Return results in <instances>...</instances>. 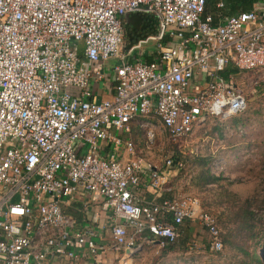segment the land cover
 Listing matches in <instances>:
<instances>
[{
	"label": "built area",
	"instance_id": "2783aa9c",
	"mask_svg": "<svg viewBox=\"0 0 264 264\" xmlns=\"http://www.w3.org/2000/svg\"><path fill=\"white\" fill-rule=\"evenodd\" d=\"M206 4L0 0V264H75L84 249L95 257L91 264H104L105 234L66 207L81 191L98 193L111 208L118 252L140 241L174 244L187 220H199L212 248L222 249L217 219L197 197L158 200L176 160L157 166L115 132H130L131 120L143 116L151 149L159 136L179 141L211 118L247 109L236 74L224 73L231 65L242 78L264 80V0L218 20ZM133 13L153 17L159 28L128 46L124 19ZM149 38L157 42L151 61L135 53ZM112 59L115 93L97 99L94 83ZM122 150L133 157L120 159ZM146 172L155 197L144 202Z\"/></svg>",
	"mask_w": 264,
	"mask_h": 264
},
{
	"label": "rangeland",
	"instance_id": "374dc122",
	"mask_svg": "<svg viewBox=\"0 0 264 264\" xmlns=\"http://www.w3.org/2000/svg\"><path fill=\"white\" fill-rule=\"evenodd\" d=\"M156 43L154 38L142 41L135 53L144 50L155 51ZM114 60L116 59L108 62L109 66L113 65ZM254 76L252 73H247L246 77L242 78V73L239 72L234 75V82L244 88L248 97L247 109L236 115L240 122L238 125L232 119L235 116L224 121L211 118L208 123L195 127V132L191 136L179 141L174 142L168 136L162 135L161 139L155 142L156 146L151 157V161L160 163V165L163 160L170 157L176 160V166L172 169L170 176V182L175 185V189L170 197L182 195L197 197L201 206L217 219L222 249L212 248L211 234L199 220L187 221L185 226L183 225V230L176 243L168 246L146 244V250L143 252L147 254L134 259L124 258V251H120L122 257L118 259V264L121 263L122 258H124L122 264H244L248 259L242 251L238 250L237 241L233 240L234 244L225 245L224 238H231L230 232L237 230V224L228 218L231 206L229 201H233V199H237L238 202L243 201L253 195L256 190L261 192L264 186L262 182L264 172V80L257 81ZM218 123L222 127L221 131L215 128ZM141 132L144 133L143 130ZM199 154L212 156L210 163L212 172L225 178L223 187L210 184L208 189H202L193 184L191 164L186 165V168H182V166L184 162L189 159L192 161ZM227 180L230 182L227 183ZM89 193V191L76 192L73 197V199L76 197L80 204V211L73 213L83 220L87 214L95 210L96 201L92 203L87 198ZM223 212L224 214H222ZM260 217L264 219V213H261ZM250 242L251 240L248 244ZM169 246H172V250L163 253L162 251ZM251 247H254V244Z\"/></svg>",
	"mask_w": 264,
	"mask_h": 264
},
{
	"label": "trees",
	"instance_id": "16d2710c",
	"mask_svg": "<svg viewBox=\"0 0 264 264\" xmlns=\"http://www.w3.org/2000/svg\"><path fill=\"white\" fill-rule=\"evenodd\" d=\"M220 1L221 0H207L206 4L205 13L214 15L216 20L219 19L220 15H231L251 10L254 4L259 0H222L224 6L219 7L218 3ZM158 28L157 22L149 15L129 14L124 19L125 40L127 45L130 46L139 39L155 34ZM164 41L167 42L168 39ZM154 59L155 57L153 56L147 57L149 61ZM238 71V68L230 65L226 69L224 75L228 76L230 73L237 74ZM232 119L236 125L240 123L236 115ZM219 125L220 123L215 128L221 131L222 127ZM211 157V155L203 156L199 154L195 156L192 161L189 159L184 162L182 166V168H186V165L191 164L190 171H192L193 184L202 189H208V185L210 184H216L220 187L225 185V183H223L225 178L212 172V167L210 165L212 160ZM262 175V182L264 183V172ZM229 182L230 181L227 180V183ZM170 196L169 198H172ZM229 204H231V206L228 218L230 221L237 224V230L231 231L229 234L233 239L228 237L224 238L225 245L228 243L234 244L233 240L237 241L238 250L242 251L244 256L248 257L244 264H264V219L260 217V214L264 213V186L261 192L256 190L253 195L243 199V201L238 202L237 199H233V201H229ZM222 214H224V212ZM257 221H260V223H257ZM250 240L251 242L248 244ZM253 244L254 247H251ZM169 247L172 249V246Z\"/></svg>",
	"mask_w": 264,
	"mask_h": 264
},
{
	"label": "crops",
	"instance_id": "0c3cea01",
	"mask_svg": "<svg viewBox=\"0 0 264 264\" xmlns=\"http://www.w3.org/2000/svg\"><path fill=\"white\" fill-rule=\"evenodd\" d=\"M255 4H254L253 8L255 7ZM142 52H144V58L145 59H147L148 56L156 57V49H155V51H147V50L140 51V52H137V54L138 53L140 54ZM109 61H106L104 63V73H105L104 79L101 81H98V83H94L95 84V95H96L97 99H108V98H111L115 93L114 86L112 84L113 83V67L112 66L114 65L116 60H114V62L112 63L113 65H111V66H109V64H108ZM144 119H145V117L138 116L135 119L131 120V122H130L131 131L128 133H125V132L122 133L121 131H117V130L115 132L117 134H121V135L125 136L126 139H128V138L132 139L135 143V146H136V154L140 155V156L141 155L144 156L148 161L159 166L160 163L158 164V163L151 161V159H152L151 157L153 156L152 152H153V149L156 145H154L153 148L148 149L146 147V138L144 136V133L142 134V132H141V130H142L141 129V121ZM149 119H151V118H149ZM154 120L156 121V123L158 125V129L161 130L162 127H161L160 123L158 122V120L157 119H154ZM208 121H210V119L207 120L206 123H208ZM158 139H161V136L158 137ZM110 150H111V148H110ZM103 155L105 157L108 154H103ZM131 157H133V155L127 154L124 150L121 151V158L120 159L125 160V159L131 158ZM142 179L143 180H142L141 192H140L141 195L142 194L144 195V200L143 199L142 200L144 202L150 201L151 199H153L155 197V194L153 192V189L150 186L149 173H147V172H146V174L143 173ZM174 189H175V185L169 181L165 186L164 194L162 195V197H158V200H162V198L163 199L168 198L170 195H172V192L174 191ZM82 192L83 191H81V193ZM81 195H83V194H81ZM87 198H89V200L92 201V203L94 201H96L95 206H94L95 210L90 212L89 214H87V216L84 218V220L77 217L73 213L75 211H78V212L80 211V207H79L80 204L78 203L76 197L74 199L72 198L70 204L66 207L70 213L75 215L80 220L81 223H87L86 225L93 226L96 230L97 229L101 230L105 234V242H107L108 249L104 253H101V255H99L98 258L101 259L104 264H118L117 263V262H119L118 259L120 257H122V254L114 249L113 239L110 236V229L115 222L113 212H112L110 207L106 206L104 198L101 195H99L98 193L90 192L89 196ZM183 225H181L180 234H181V231L183 230ZM145 235L150 237V233L147 231L145 232ZM146 244H148V243L147 242L142 243V241H140V245L136 250H134V251L126 250L125 252H123L124 253L123 257L124 258L128 257V258L134 259L135 257L146 255L147 253L143 252L146 250L145 249V247L147 246ZM171 250H172L171 247H169L162 252L168 253ZM124 258L121 259L120 264H122V260ZM94 259H95V257L93 255H91L86 249H84V250L80 251V256L76 259L75 264H91V262Z\"/></svg>",
	"mask_w": 264,
	"mask_h": 264
},
{
	"label": "clouds",
	"instance_id": "9594fccd",
	"mask_svg": "<svg viewBox=\"0 0 264 264\" xmlns=\"http://www.w3.org/2000/svg\"><path fill=\"white\" fill-rule=\"evenodd\" d=\"M219 108H220V106L218 105V106H217V109H216L217 113L219 112Z\"/></svg>",
	"mask_w": 264,
	"mask_h": 264
}]
</instances>
